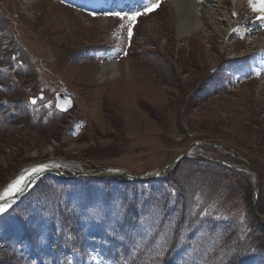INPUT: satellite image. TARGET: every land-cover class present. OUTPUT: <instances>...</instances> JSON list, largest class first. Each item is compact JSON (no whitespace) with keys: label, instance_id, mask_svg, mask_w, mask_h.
I'll return each mask as SVG.
<instances>
[{"label":"rangeland","instance_id":"374dc122","mask_svg":"<svg viewBox=\"0 0 264 264\" xmlns=\"http://www.w3.org/2000/svg\"><path fill=\"white\" fill-rule=\"evenodd\" d=\"M161 1L151 12L132 0L107 13L103 0H0V87L12 88L4 102L11 115L20 114L2 121L0 107V189L45 161L67 162L64 172L73 177H144L183 155L160 187L184 221L203 222L199 238L224 223L223 244L246 245L264 258V21L257 29L247 23L264 0H205L197 7L175 0V9ZM135 12L137 28L128 19ZM187 21L188 30L181 27ZM229 23L243 40L233 41ZM28 57L33 67L22 61ZM245 59H252L251 74L237 75ZM57 92L74 100L69 114L54 109ZM52 189L45 180L37 195ZM37 215L47 219L44 210ZM8 256L19 254L0 248V257Z\"/></svg>","mask_w":264,"mask_h":264},{"label":"snow or ice","instance_id":"6c2138e0","mask_svg":"<svg viewBox=\"0 0 264 264\" xmlns=\"http://www.w3.org/2000/svg\"><path fill=\"white\" fill-rule=\"evenodd\" d=\"M156 7H158V4L152 3L149 7H147L145 9V12H151ZM261 10H264V8H262ZM114 15L120 16L121 14L120 13H114ZM138 15H140L139 12L132 13L130 16H128V19L130 21H135ZM128 35H129V37H131V35H132V29L131 28L128 29ZM126 54L127 53H125V55ZM32 103H35V101H32ZM31 171H32V174H39L41 171H43V167L33 168ZM23 180H24V177H21L20 179L15 181V183L12 185V189L14 191L10 192V194H18L19 192L23 191V187L21 186V183ZM9 207H11V206L7 205L4 202H0V213L6 212ZM147 219H148V217H143L141 219V223H143ZM145 231L147 232L148 235H151V233L154 231V229L151 227H148L145 229ZM120 238L123 239V237H120ZM137 247H139V244H137ZM167 250H168V247H167V245H165L162 249L158 248L155 251L154 255L156 257H162L163 254H166Z\"/></svg>","mask_w":264,"mask_h":264},{"label":"trees","instance_id":"16d2710c","mask_svg":"<svg viewBox=\"0 0 264 264\" xmlns=\"http://www.w3.org/2000/svg\"><path fill=\"white\" fill-rule=\"evenodd\" d=\"M2 17H7V15L5 13H2ZM10 245V241L5 238H2L0 240V248H7ZM219 253L222 255V261L218 264H234L233 262L238 263L239 261L242 263L243 261H245L244 255L242 256L243 252L241 251L240 247L234 243H221V246L219 247ZM12 259L13 257L10 256L6 258L0 257V264H10Z\"/></svg>","mask_w":264,"mask_h":264},{"label":"bare ground","instance_id":"6f19581e","mask_svg":"<svg viewBox=\"0 0 264 264\" xmlns=\"http://www.w3.org/2000/svg\"><path fill=\"white\" fill-rule=\"evenodd\" d=\"M177 1V0H176ZM184 2V1H183ZM183 4V3H182ZM180 7V6H179ZM181 8V7H180ZM188 9V8H187ZM184 10V9H183ZM181 12V11H180ZM186 12V11H185ZM182 13V12H181ZM184 18V17H183ZM182 18V19H183ZM196 25V24H195ZM181 27L182 28H185L186 30H188V29H190L191 28V24H190V22L189 21H187V22H185V23H181ZM110 69H113L112 67H110ZM33 165H36V164H33ZM33 165H30V166H28V167H33ZM27 168V167H26ZM37 168V167H36ZM32 169H27V170H23L22 172H21V174L17 177V178H15L14 180H18V179H20L21 177H24V180L22 181V183H21V186L23 187L24 185H25V181H26V177L28 176V175H30V176H32V171H31ZM15 183V182H14ZM14 183H9L8 185H5L3 188H2V191L4 192V196H7L8 194H10V192H12V191H14L13 189H12V185L14 184Z\"/></svg>","mask_w":264,"mask_h":264},{"label":"water","instance_id":"95a60500","mask_svg":"<svg viewBox=\"0 0 264 264\" xmlns=\"http://www.w3.org/2000/svg\"><path fill=\"white\" fill-rule=\"evenodd\" d=\"M249 173H250V171H249Z\"/></svg>","mask_w":264,"mask_h":264}]
</instances>
